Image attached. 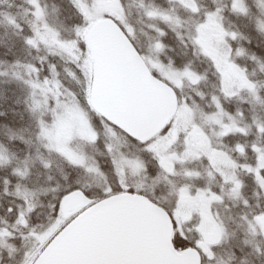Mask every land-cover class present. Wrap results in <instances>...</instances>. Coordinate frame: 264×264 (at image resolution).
I'll return each instance as SVG.
<instances>
[{
    "label": "trees",
    "instance_id": "16d2710c",
    "mask_svg": "<svg viewBox=\"0 0 264 264\" xmlns=\"http://www.w3.org/2000/svg\"><path fill=\"white\" fill-rule=\"evenodd\" d=\"M118 1L124 23L108 16L102 19H111L121 27L158 82L168 83L153 65L197 79L181 88L168 83L179 105L201 117H212L222 110L243 129L210 138L212 148L237 165L234 180L230 184L218 176L208 178L207 155L177 165V175L165 176L156 156L146 148L167 135L174 121L161 135L141 145L91 109L94 54L87 48L85 36L97 21L87 20L78 0H0V236L14 249L10 254L0 249V264H34L79 214L63 211L65 199L76 192L85 194L91 205L122 193L144 196L170 215L175 249L179 253L200 252L197 220L181 228L175 220L179 196L171 191L169 181L176 190L188 186L196 194L209 189L218 197L212 214L225 236L210 248L213 259L208 264H264V236L249 227L250 221L264 217V168L258 166L259 151L264 150V106L224 94L221 76L198 45L197 36L206 15L222 9L223 26L235 37L231 47L241 53V65L258 81L257 94L264 100V30L259 26L264 21V0H240L244 13L233 9L232 0H223L220 5L214 0H194L196 12L183 6L182 0ZM38 12L57 35L58 46L50 48L39 41ZM153 12L174 15L178 23L151 16ZM61 102L86 113L96 139L83 144L81 150L102 177L96 179L85 168L71 164L43 139L42 131L55 122ZM109 130L127 146L120 153L108 151ZM204 130L210 135L208 128ZM181 143L178 139L172 150L181 151ZM123 157L141 162L146 180L153 182L152 190L122 189L113 159ZM186 172L191 175L185 176ZM236 185L241 189L235 193ZM35 235L47 237L40 244ZM200 255L205 264V256Z\"/></svg>",
    "mask_w": 264,
    "mask_h": 264
},
{
    "label": "water",
    "instance_id": "95a60500",
    "mask_svg": "<svg viewBox=\"0 0 264 264\" xmlns=\"http://www.w3.org/2000/svg\"><path fill=\"white\" fill-rule=\"evenodd\" d=\"M94 54L91 109L130 140L145 145L176 117V92L152 75L121 27L111 19L95 23L85 36ZM76 192L63 203L78 214L34 264H202L199 253H179L170 215L144 196L122 193L88 206Z\"/></svg>",
    "mask_w": 264,
    "mask_h": 264
},
{
    "label": "rangeland",
    "instance_id": "374dc122",
    "mask_svg": "<svg viewBox=\"0 0 264 264\" xmlns=\"http://www.w3.org/2000/svg\"><path fill=\"white\" fill-rule=\"evenodd\" d=\"M214 1L220 5L223 0ZM180 2L187 9L193 12L197 11L194 0H182ZM78 3L89 22H98L108 16L124 23L122 5L118 0H78ZM232 4L235 11L245 12V7L240 0H232ZM221 12L222 9L217 8L214 12L206 15L204 23L198 27V45L204 54L213 61L221 76L222 90L226 96L238 97L242 100L247 98L249 102L264 106V100L257 94L258 81L254 80V77L241 65L243 64L241 53L231 47V42L235 37L223 26ZM150 14L171 24L178 23L174 15L159 14L158 12ZM35 17L42 31L39 35V41L50 48L58 46L57 35L51 32L41 13L39 15L37 13ZM259 26L264 30V21L260 22ZM128 31L130 34L129 29ZM153 68L164 81L175 88H181L184 84H194L197 81L190 74H177L159 65H153ZM168 83L163 84L168 85ZM59 108L60 111L55 122L43 129V139L51 150L66 158L71 164L85 168L96 179L102 177L95 166L88 164L81 150L83 144L92 143L96 139L86 113L75 105L62 102L59 103ZM173 121L174 124L170 132L146 148L158 159L162 173L165 176L177 175V165H186L200 160L198 158L202 155H207L208 178L212 179L213 176H218L223 182L231 184L234 180L233 174L237 171V165L224 153L214 150L210 138H222L234 132H242L243 129L239 127L236 120L226 115L222 110H219L215 116L201 117L185 105H179ZM204 128H208L211 136L206 133ZM108 134L110 138L109 153H120L121 149L127 147L124 140L116 132L109 130ZM178 139L182 140L181 151H173L172 148ZM259 153L258 166L264 168V150L259 151ZM123 158L113 159L115 175L122 189L126 191L132 187L135 190H152L153 182L146 180L145 170L141 162L137 159ZM190 175L189 172L185 174L187 177ZM169 185L171 191L179 196L175 220L179 228L195 219L197 220L195 231L199 238L198 247L206 258L205 264H208L213 259L210 248L219 244L225 236L223 227L212 214V204L218 200V197L209 189L192 194L188 186L176 190L174 183L169 181ZM240 189L239 185H236L235 193ZM21 223L19 222V224ZM249 227L252 232L264 236V217H260L254 222L250 221ZM34 237L41 244L47 236L35 235ZM0 249L9 254L14 250L13 246L9 245L2 236H0ZM197 252L201 254L199 251ZM216 264L225 263L220 261Z\"/></svg>",
    "mask_w": 264,
    "mask_h": 264
},
{
    "label": "snow or ice",
    "instance_id": "6c2138e0",
    "mask_svg": "<svg viewBox=\"0 0 264 264\" xmlns=\"http://www.w3.org/2000/svg\"><path fill=\"white\" fill-rule=\"evenodd\" d=\"M38 15H39V12H38ZM29 43H31V41ZM81 163H82V161H81Z\"/></svg>",
    "mask_w": 264,
    "mask_h": 264
}]
</instances>
